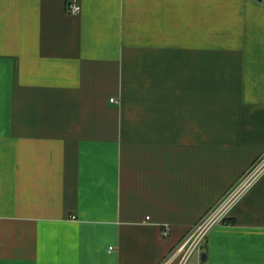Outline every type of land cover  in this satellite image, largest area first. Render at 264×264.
<instances>
[{
  "label": "crops",
  "instance_id": "crops-1",
  "mask_svg": "<svg viewBox=\"0 0 264 264\" xmlns=\"http://www.w3.org/2000/svg\"><path fill=\"white\" fill-rule=\"evenodd\" d=\"M262 156L264 0H0V264H178ZM183 264H264V170Z\"/></svg>",
  "mask_w": 264,
  "mask_h": 264
},
{
  "label": "built area",
  "instance_id": "built-area-1",
  "mask_svg": "<svg viewBox=\"0 0 264 264\" xmlns=\"http://www.w3.org/2000/svg\"><path fill=\"white\" fill-rule=\"evenodd\" d=\"M67 11L69 14L77 15L80 11V7L77 5H68ZM113 102V100H111ZM264 170V156L253 171H249V175L242 181L241 186L237 188L229 197L219 204L210 214H208L187 236L177 248L176 253L180 255L178 264H183L185 260L191 255L194 249L204 240L208 231L216 225L222 224L224 221V214L230 204L238 197L242 190L250 185L256 177ZM167 228H164L162 235H167Z\"/></svg>",
  "mask_w": 264,
  "mask_h": 264
},
{
  "label": "rangeland",
  "instance_id": "rangeland-1",
  "mask_svg": "<svg viewBox=\"0 0 264 264\" xmlns=\"http://www.w3.org/2000/svg\"><path fill=\"white\" fill-rule=\"evenodd\" d=\"M262 158H263V156H262ZM262 158H260L259 160H257V161L251 166V168H250L249 171H253V170L256 168V166L258 165V163L260 162V160H261ZM249 171H248L247 174L244 176V179H246V178L248 177V175H249Z\"/></svg>",
  "mask_w": 264,
  "mask_h": 264
},
{
  "label": "water",
  "instance_id": "water-1",
  "mask_svg": "<svg viewBox=\"0 0 264 264\" xmlns=\"http://www.w3.org/2000/svg\"><path fill=\"white\" fill-rule=\"evenodd\" d=\"M202 261H204V255L202 256Z\"/></svg>",
  "mask_w": 264,
  "mask_h": 264
}]
</instances>
